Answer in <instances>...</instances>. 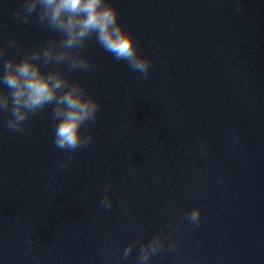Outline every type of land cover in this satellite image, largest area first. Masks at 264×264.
<instances>
[{
    "label": "water",
    "instance_id": "95a60500",
    "mask_svg": "<svg viewBox=\"0 0 264 264\" xmlns=\"http://www.w3.org/2000/svg\"><path fill=\"white\" fill-rule=\"evenodd\" d=\"M112 3L149 75L87 42L92 67L66 74L100 111L75 153L54 146L51 107L23 134L0 115V264H135L162 230L180 248L152 264H264V0ZM19 7L0 0L5 59L58 38Z\"/></svg>",
    "mask_w": 264,
    "mask_h": 264
},
{
    "label": "clouds",
    "instance_id": "9594fccd",
    "mask_svg": "<svg viewBox=\"0 0 264 264\" xmlns=\"http://www.w3.org/2000/svg\"><path fill=\"white\" fill-rule=\"evenodd\" d=\"M13 19L56 34L43 45L24 53L19 59H5L8 49L18 48L11 40L0 46V115H6L4 125L10 131L23 134L28 120L51 107L54 122V146L64 152L75 153L93 142L89 126L96 121L99 102L79 80L66 73L87 72L91 60L84 55L87 42L95 38L97 44L116 61L147 77L152 61L138 53V43L119 20V11L112 0H20ZM73 157L60 165L67 169ZM112 200L105 195L100 204L107 210ZM194 227L201 223L200 207L192 208L186 215ZM142 236V234H141ZM130 242L123 250L127 260L136 248ZM180 248L179 240L165 235L163 230L143 242L135 264H152L162 253H174Z\"/></svg>",
    "mask_w": 264,
    "mask_h": 264
}]
</instances>
